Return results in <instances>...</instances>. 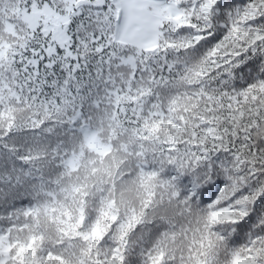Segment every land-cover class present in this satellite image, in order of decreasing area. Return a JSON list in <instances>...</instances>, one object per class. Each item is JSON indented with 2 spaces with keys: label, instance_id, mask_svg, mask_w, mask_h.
Returning a JSON list of instances; mask_svg holds the SVG:
<instances>
[{
  "label": "snow or ice",
  "instance_id": "6c2138e0",
  "mask_svg": "<svg viewBox=\"0 0 264 264\" xmlns=\"http://www.w3.org/2000/svg\"><path fill=\"white\" fill-rule=\"evenodd\" d=\"M0 264H264V0H0Z\"/></svg>",
  "mask_w": 264,
  "mask_h": 264
}]
</instances>
